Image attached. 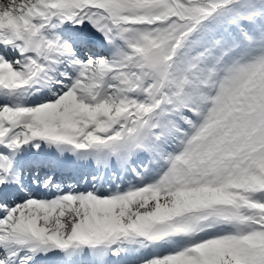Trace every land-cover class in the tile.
I'll return each instance as SVG.
<instances>
[{"label": "snow or ice", "instance_id": "snow-or-ice-1", "mask_svg": "<svg viewBox=\"0 0 264 264\" xmlns=\"http://www.w3.org/2000/svg\"><path fill=\"white\" fill-rule=\"evenodd\" d=\"M0 264H264V0H0Z\"/></svg>", "mask_w": 264, "mask_h": 264}]
</instances>
